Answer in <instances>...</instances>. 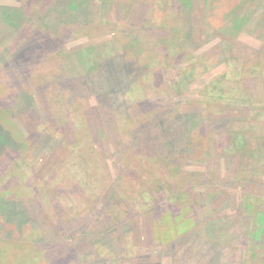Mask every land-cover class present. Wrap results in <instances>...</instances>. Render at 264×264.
Masks as SVG:
<instances>
[{
  "label": "rangeland",
  "instance_id": "obj_1",
  "mask_svg": "<svg viewBox=\"0 0 264 264\" xmlns=\"http://www.w3.org/2000/svg\"><path fill=\"white\" fill-rule=\"evenodd\" d=\"M2 125L0 264H264V0H0Z\"/></svg>",
  "mask_w": 264,
  "mask_h": 264
},
{
  "label": "trees",
  "instance_id": "obj_2",
  "mask_svg": "<svg viewBox=\"0 0 264 264\" xmlns=\"http://www.w3.org/2000/svg\"><path fill=\"white\" fill-rule=\"evenodd\" d=\"M172 1H174V0H172ZM192 1L193 0H181V4L183 5V8L186 9L187 7L190 6V4L192 3ZM175 6H176V4H175ZM16 8H18V7H16ZM79 8H80L79 5L76 3V8L75 9L78 10ZM179 8H181V7L179 6ZM1 9H4L5 11L6 10H8V11H10V10H16L15 7H7V6H1ZM174 28L175 27H170L167 30H162L161 31L162 32V34H161L162 36H160V37L157 36V39L156 40L166 41L165 39H168V37H169V40H173V38L176 35L174 33L175 30H173ZM164 32H166V34H164ZM170 37H172V38H170ZM132 40L133 41H139L138 39H132ZM111 57L112 56L105 57L104 60H103V64L104 63H107V62L109 64ZM113 64H115V60L114 59L112 60V63L110 64V66H113ZM144 68H146V67L144 66ZM108 69H110L109 66H108ZM109 72L110 71L103 72V73H104L105 76H108L109 75ZM117 73L118 72H114V75L112 76V78L110 79V81L113 80V81H115L117 83L120 82V77H119V74L117 76ZM224 77H225V75H224ZM103 90H104V87H103ZM2 112H6V110H2ZM189 117L192 120L194 118V113H187L186 114V117H183V118H181L182 120L179 119L178 121L181 122V124H182V121L183 120H186ZM176 121H177V119H176ZM193 123H194V121H193ZM183 124H182V126H183ZM4 126L5 125L0 126V151H1L2 148H4L7 145H10V146L12 145L11 147L18 148L19 147V142H20L18 140V137L15 136V134L13 133V130L12 129L7 130ZM186 127H187V125H186ZM257 144H260V143H257ZM261 147H262L261 145H258L256 147V150H260ZM174 188L176 189V187H174ZM185 192H186L185 189L184 190H181V191H178V193L176 194V196H180L181 197V195L184 194ZM177 212L178 211H176V213ZM256 227L258 228L259 232H261V236H263L264 235V228L262 229V225L258 224ZM259 236H260V233H259ZM169 247H172V249L175 250V242L173 241V244L171 246H169ZM174 253H175V255L177 254L176 251H174Z\"/></svg>",
  "mask_w": 264,
  "mask_h": 264
}]
</instances>
